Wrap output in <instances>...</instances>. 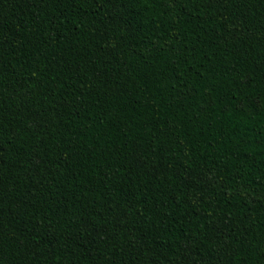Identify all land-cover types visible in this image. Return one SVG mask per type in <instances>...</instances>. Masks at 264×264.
<instances>
[{"label":"trees","instance_id":"1","mask_svg":"<svg viewBox=\"0 0 264 264\" xmlns=\"http://www.w3.org/2000/svg\"><path fill=\"white\" fill-rule=\"evenodd\" d=\"M0 264H264V0H0Z\"/></svg>","mask_w":264,"mask_h":264}]
</instances>
